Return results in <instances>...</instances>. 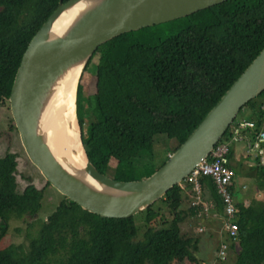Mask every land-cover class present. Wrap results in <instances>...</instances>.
Segmentation results:
<instances>
[{
  "label": "trees",
  "instance_id": "1",
  "mask_svg": "<svg viewBox=\"0 0 264 264\" xmlns=\"http://www.w3.org/2000/svg\"><path fill=\"white\" fill-rule=\"evenodd\" d=\"M57 3L0 0V106L8 107L4 99L21 55ZM263 47L264 0H227L100 45L84 70L94 62L91 68L103 98L88 111L86 97L78 100L80 85L76 96L80 137L89 163L116 181H135L132 175L137 170L148 172L143 178L149 176ZM263 101L264 91L241 108L249 111L246 119L259 118ZM228 133L229 129L220 141ZM254 169L256 197L247 205L234 204L231 223L236 240L230 242L223 230L226 215L209 176L196 177L199 200L185 211L180 208L183 201L192 202L196 195L186 179L129 218H102L61 196L54 210L39 221L33 218L41 208L43 188L27 185L17 191L16 156L5 154L0 157V240L12 219L29 217L38 228L26 247L19 243L6 253L0 251V264H170L176 257L197 264L198 241L182 234L179 225L187 215L203 219L209 211L221 221L218 246L228 242L231 264H264V169ZM232 184L233 179L231 195ZM44 185L49 186L45 181ZM136 215L143 229L139 240H135ZM217 262L225 264V259Z\"/></svg>",
  "mask_w": 264,
  "mask_h": 264
},
{
  "label": "water",
  "instance_id": "2",
  "mask_svg": "<svg viewBox=\"0 0 264 264\" xmlns=\"http://www.w3.org/2000/svg\"><path fill=\"white\" fill-rule=\"evenodd\" d=\"M227 0H58L29 40L4 100L23 153L42 179L82 210L102 218H129L179 185L221 139L241 108L264 91V47L201 122L149 176L116 181L89 163L80 137L76 96L96 49L122 34L184 18ZM64 103L66 104H63ZM77 143L82 168L48 143L53 117Z\"/></svg>",
  "mask_w": 264,
  "mask_h": 264
},
{
  "label": "rangeland",
  "instance_id": "3",
  "mask_svg": "<svg viewBox=\"0 0 264 264\" xmlns=\"http://www.w3.org/2000/svg\"><path fill=\"white\" fill-rule=\"evenodd\" d=\"M161 25L162 24L157 26ZM91 63L93 64L94 62ZM91 66L83 71L78 84V86L80 85L81 88V92L78 95V100H80V98L84 99L86 97V106L88 111H93V108L96 107L103 98V92H101V89L103 90V88L95 79ZM248 115L249 111L247 109H242L238 112L236 118H248ZM13 128L14 126L8 107L6 105L0 106V157L5 154H14L16 156L15 178L17 191H21L27 185L34 186L38 189L43 188L41 208L37 216L33 218L42 221L43 218L50 214L61 201V195H59V193H57L50 186L44 185V180L38 171L25 157L16 130L14 131ZM242 150L246 158V163L250 165L249 167L246 166V168L243 170H239L237 169L238 166H236L235 163L232 162L230 164V167L234 173L233 186L235 189L232 197L233 200L246 202L250 195L253 196L252 199L256 197V191L254 189L255 165L251 156L245 153V149L243 147ZM238 152H241L240 147H238L237 153ZM147 173L148 172L146 170H137L136 173L132 175V178L136 176L134 178L135 180L142 179ZM241 187L243 188L240 189ZM190 203V201L184 200L180 208L185 211V209L190 206ZM138 219V215L133 217L134 225L137 228V236L135 240L141 239V234L143 231L142 226L138 225ZM220 225L221 221L212 211H209L207 218L204 217L203 219H198L187 215L184 217L183 222L180 223V232L186 236H192L198 241L197 251L194 254L195 262L197 264H220L217 262L218 260L216 261V254L219 247L218 240ZM37 228V222L35 220H31L29 217H24L21 220H10L7 233L0 240V251L6 253L9 247L11 249L13 245L19 243L26 247L29 238L35 235ZM232 256V252L228 250L226 253L225 264H231L233 261ZM180 258L176 257L171 259L170 264H190L184 258L182 260H180Z\"/></svg>",
  "mask_w": 264,
  "mask_h": 264
},
{
  "label": "built area",
  "instance_id": "4",
  "mask_svg": "<svg viewBox=\"0 0 264 264\" xmlns=\"http://www.w3.org/2000/svg\"><path fill=\"white\" fill-rule=\"evenodd\" d=\"M227 137L218 141L208 155L202 159L185 178L193 183L195 199L191 205H196L199 200V190L196 182L198 175L209 176L213 182L215 193L221 201L226 220L223 230L227 232L228 240H236V227L231 223L234 214V203L229 187L233 171L228 164V152L233 145L240 144L245 153L251 156L254 164L264 169V101L260 105V116L257 120L236 118L229 125ZM199 230V229H198ZM200 231V230H199ZM228 242H222L216 254L217 260H224Z\"/></svg>",
  "mask_w": 264,
  "mask_h": 264
},
{
  "label": "bare ground",
  "instance_id": "5",
  "mask_svg": "<svg viewBox=\"0 0 264 264\" xmlns=\"http://www.w3.org/2000/svg\"><path fill=\"white\" fill-rule=\"evenodd\" d=\"M63 104H65L64 101ZM65 110L58 114L56 109L53 122L48 129V143L55 153L64 156L75 167L82 168L85 162L80 161L78 157L77 143L69 133L66 124L62 122Z\"/></svg>",
  "mask_w": 264,
  "mask_h": 264
},
{
  "label": "crops",
  "instance_id": "6",
  "mask_svg": "<svg viewBox=\"0 0 264 264\" xmlns=\"http://www.w3.org/2000/svg\"><path fill=\"white\" fill-rule=\"evenodd\" d=\"M242 146V145H241ZM240 146V144H237V145H233V146H231V148H230V150H231V158H230V160L228 161V164H229V167H230V164L233 162V163H235V165L236 166H238V168L237 169H239V170H243L244 168H246V166H248L249 167V165L250 164H248V163H246V158H245V156H244V153H243V150H242V147ZM238 147H240L241 148V152L239 153H237V151H238ZM244 148V147H243ZM255 165V164H254ZM256 166V165H255ZM231 168V167H230ZM233 176H234V173H233ZM232 179H233V177H232ZM243 187H241L240 189H242ZM235 191V189H234V186H233V184H232V194H233V192ZM258 196V195H257ZM252 197L253 196H249L248 198H247V201L246 202H240V201H238V200H233L234 201V204H236V203H242V205H247V204H249V202H251L252 201Z\"/></svg>",
  "mask_w": 264,
  "mask_h": 264
}]
</instances>
